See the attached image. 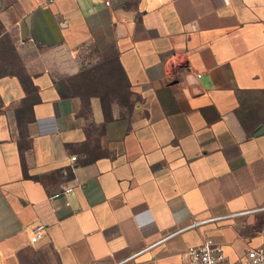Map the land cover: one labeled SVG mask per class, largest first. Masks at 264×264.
I'll return each mask as SVG.
<instances>
[{
    "label": "crops",
    "instance_id": "0c3cea01",
    "mask_svg": "<svg viewBox=\"0 0 264 264\" xmlns=\"http://www.w3.org/2000/svg\"><path fill=\"white\" fill-rule=\"evenodd\" d=\"M262 129L264 0H0V264H248Z\"/></svg>",
    "mask_w": 264,
    "mask_h": 264
},
{
    "label": "built area",
    "instance_id": "2783aa9c",
    "mask_svg": "<svg viewBox=\"0 0 264 264\" xmlns=\"http://www.w3.org/2000/svg\"><path fill=\"white\" fill-rule=\"evenodd\" d=\"M73 192V188H67L56 194L55 197L68 196ZM232 216H225L217 220L226 219ZM204 223V222H202ZM195 224L191 227H197ZM44 237V227L38 226L34 229L31 242L37 243ZM261 245L248 251V264H264V227L260 232ZM187 264H227V258L223 248L212 240H206L200 246L192 247L187 252ZM1 263V257H0Z\"/></svg>",
    "mask_w": 264,
    "mask_h": 264
},
{
    "label": "trees",
    "instance_id": "16d2710c",
    "mask_svg": "<svg viewBox=\"0 0 264 264\" xmlns=\"http://www.w3.org/2000/svg\"><path fill=\"white\" fill-rule=\"evenodd\" d=\"M239 118H240V120H241V123H242V125L246 128V129H249V126H250V124H249V121H248V117L246 118V117H243L242 116V114L239 112Z\"/></svg>",
    "mask_w": 264,
    "mask_h": 264
},
{
    "label": "water",
    "instance_id": "95a60500",
    "mask_svg": "<svg viewBox=\"0 0 264 264\" xmlns=\"http://www.w3.org/2000/svg\"><path fill=\"white\" fill-rule=\"evenodd\" d=\"M264 129L260 130V131H263ZM261 132H258L257 134H260Z\"/></svg>",
    "mask_w": 264,
    "mask_h": 264
}]
</instances>
